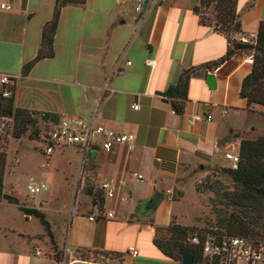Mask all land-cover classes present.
Segmentation results:
<instances>
[{
    "label": "crops",
    "instance_id": "crops-1",
    "mask_svg": "<svg viewBox=\"0 0 264 264\" xmlns=\"http://www.w3.org/2000/svg\"><path fill=\"white\" fill-rule=\"evenodd\" d=\"M1 4L11 10L0 9V74L12 77L15 107L59 119H92L94 125L134 135L131 148L116 146L104 153L97 146L85 158L77 147L61 149L72 148L85 163L90 178L82 177V187L99 189L110 182L115 195L103 204L104 214L112 213V219L90 221L95 207L87 213L76 210L69 225L63 217H46L61 254L58 264L66 248L68 261L76 258L77 250H85L107 255L110 264H181L165 257L154 239L166 234L171 221L190 228L202 223L200 211L181 207L188 176L224 167L225 155L237 156L242 138L255 134V128L245 126L252 112L239 95L252 66L235 55L216 69L205 68L226 54L228 44L200 21V0H157L141 12L135 11L134 0H86L62 8L54 56L37 62L24 77L22 66L36 57L55 0ZM237 14L239 37L254 41L264 22V0H238ZM188 70L193 71L188 98L178 115L162 95ZM210 73L212 90L206 81ZM133 104L139 109L133 110ZM195 116L212 120L190 124ZM155 193L162 195L159 204L142 214L140 207ZM166 206H172L167 217ZM187 216L193 223L181 224ZM130 247L138 251L136 257L127 253ZM0 264H57L39 220L7 203L0 204Z\"/></svg>",
    "mask_w": 264,
    "mask_h": 264
},
{
    "label": "trees",
    "instance_id": "trees-1",
    "mask_svg": "<svg viewBox=\"0 0 264 264\" xmlns=\"http://www.w3.org/2000/svg\"><path fill=\"white\" fill-rule=\"evenodd\" d=\"M85 3L86 0H55L52 19L44 25L42 30L41 47L36 57L22 66V76H27L37 62L54 56V35L62 8ZM201 6L206 8L213 6L215 24L203 17H200V21L222 34L228 44L226 54L219 60L206 65L205 68L213 70L235 55L242 56V54L251 53L254 64L250 73L242 81L239 95L240 98L246 100L247 108L251 112H254L256 108H262L263 112L260 114L264 117V22L259 24L254 43H243L229 37V34L237 35L241 32L237 14L238 0H200L197 12ZM192 74L191 70L184 71L178 83L162 95L166 100H171L174 112L178 115L184 112ZM11 91L12 96L0 105V119L5 118L13 122L12 135L16 139L21 138L32 127L36 130L33 137L39 138L36 127L38 120L50 122L51 129L43 133L41 143H44L48 133L58 124L59 117L52 113H40L15 107L14 86L11 87ZM238 156L239 161L235 166L228 169H215L228 182V185L222 181L208 183L206 178L204 183L195 186V192L210 191L214 196L211 199V211L215 217L214 226L198 230L194 227L180 226L171 221L165 229L166 234L154 239V245L165 257L181 263V252L186 251L194 255L193 264H222L218 257L213 259L204 257L201 246L188 244L189 236L196 231L218 236H237L256 243H264V135L256 138H242ZM5 168L6 155L0 151V198L8 204L17 206L25 215L39 220L51 240L54 260L58 264L61 261V254L54 247L53 235L45 214L35 208L22 206L16 198L3 193ZM175 192L178 196H182L181 192ZM86 194L91 198L97 211L102 213L105 200L103 192L100 189L88 188ZM172 199L175 200L177 197L173 196ZM77 254L85 259L107 256L85 250H77L76 256Z\"/></svg>",
    "mask_w": 264,
    "mask_h": 264
},
{
    "label": "rangeland",
    "instance_id": "rangeland-1",
    "mask_svg": "<svg viewBox=\"0 0 264 264\" xmlns=\"http://www.w3.org/2000/svg\"><path fill=\"white\" fill-rule=\"evenodd\" d=\"M198 13L200 17L208 19L212 24H215L213 6L209 8L201 6ZM229 37L230 39L235 38L241 41L238 34H229ZM254 41L250 40L246 43L252 44ZM241 42L245 43L244 41ZM249 55L251 53L242 54L244 60ZM246 117L245 126L256 129L255 134L251 138L264 135V118L261 117L259 110H254V112L247 114ZM36 127L39 138L33 137V133L36 130L32 127L21 138L16 139L12 135L13 122L9 119H0V151L6 155L3 193L16 198L19 204L28 208L39 207V204H43L42 212L47 218L55 220L58 217H63L66 225H69L70 219L76 210L80 213H87L94 207L91 198L86 194L90 186L87 184L84 187L81 186L82 177L90 178L89 176L87 178L88 169L85 163H82L79 154L72 148H67L64 151L55 150L48 158L44 156L42 152L47 145L41 143V141L43 140V133L51 129V123L38 120ZM223 165L224 167L222 168L228 169L232 166V163L225 160ZM205 179L208 183L212 182L213 184L217 181H222L228 185V182L215 169L206 173L193 172L188 176L181 207L183 206L186 210L194 209L200 211V221L202 223L194 227V229L198 230L214 226L215 220L211 211V199L214 197L212 192L195 193L194 190L195 186L199 183H204ZM30 182L36 185L45 184L48 186V191L32 196L26 189L27 184ZM177 192L180 191L177 190ZM2 203L7 202L0 198V204ZM171 208L172 206H166L165 217H167ZM180 223L191 225L193 221L187 216V218L180 219ZM41 247L42 250H46L45 246L42 245ZM76 257L80 260L85 259L78 254Z\"/></svg>",
    "mask_w": 264,
    "mask_h": 264
},
{
    "label": "built area",
    "instance_id": "built-area-1",
    "mask_svg": "<svg viewBox=\"0 0 264 264\" xmlns=\"http://www.w3.org/2000/svg\"><path fill=\"white\" fill-rule=\"evenodd\" d=\"M136 12H141L142 7L147 3L155 4L157 0H134ZM0 9L9 11L11 7L6 4H1ZM245 43L246 39H242ZM246 64L252 66L254 58L249 55L245 60ZM152 65V62H149ZM13 86L12 77L7 74H0V105L12 96L11 87ZM133 110H138L139 107L133 104ZM225 113V111L223 112ZM5 119V118H4ZM212 116H195L189 120L190 124L195 122H210ZM1 137V134H0ZM134 142V135L117 133L107 127L101 125H94L92 119L86 120L81 117H63L59 119L58 124L48 133L45 139L46 149L42 152L47 158L55 150H61L66 147H77L82 158H85L88 153L93 151L97 146L101 148L104 153H110L116 146L132 147ZM225 159L235 166L239 161V156L226 154ZM133 178L137 181L142 179L141 175L133 174ZM26 189L32 196H37L42 192L48 191V186L45 184L36 185L33 182L27 184ZM99 189L104 194V199H112L115 195V190L112 183L103 182ZM97 217H105L112 219V213L97 211L96 216H90V221H95ZM188 243L194 246H201L203 256L208 259L218 257L222 264H264V243H256L247 238L227 235H210L199 231L193 232L189 238ZM68 249L64 250V259L62 264H110L111 259L108 256L92 257L85 260L74 258L68 261ZM127 253L132 257L138 255V251L134 247H130ZM39 254V253H37Z\"/></svg>",
    "mask_w": 264,
    "mask_h": 264
},
{
    "label": "water",
    "instance_id": "water-1",
    "mask_svg": "<svg viewBox=\"0 0 264 264\" xmlns=\"http://www.w3.org/2000/svg\"><path fill=\"white\" fill-rule=\"evenodd\" d=\"M207 86L212 90L215 87L214 76L212 73L206 76ZM75 198V197H74ZM162 195L159 193H155L154 196L149 199L148 201L144 202L143 205L140 207L141 213L146 214L151 212L157 205V203L161 200ZM182 261L181 264H193L194 262V255L192 253L183 251L181 252Z\"/></svg>",
    "mask_w": 264,
    "mask_h": 264
}]
</instances>
